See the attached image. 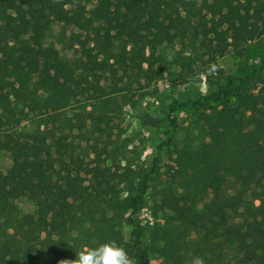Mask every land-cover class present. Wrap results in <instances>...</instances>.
<instances>
[{"label": "trees", "instance_id": "trees-1", "mask_svg": "<svg viewBox=\"0 0 264 264\" xmlns=\"http://www.w3.org/2000/svg\"><path fill=\"white\" fill-rule=\"evenodd\" d=\"M218 18L225 36L214 39ZM263 30L264 0H0V154L11 163L0 172V264H64L109 241L162 264L197 256L205 264H264V58L214 92L165 107L166 140L176 109H200L163 165L185 204L180 214L150 224L135 217L154 165L134 173L135 182L108 167L90 175L68 165L83 162L89 141H109L117 83L147 84L174 67L189 73ZM230 217L257 220L262 231L238 245L199 238Z\"/></svg>", "mask_w": 264, "mask_h": 264}, {"label": "rangeland", "instance_id": "rangeland-1", "mask_svg": "<svg viewBox=\"0 0 264 264\" xmlns=\"http://www.w3.org/2000/svg\"><path fill=\"white\" fill-rule=\"evenodd\" d=\"M248 1L252 3V0ZM15 8L13 2L9 11L14 12ZM225 28L226 24L222 19H214L211 36L214 39L224 38ZM177 49V45H174L173 50L166 49V59L170 60L173 51ZM263 58L264 30L254 40L240 45L237 49L225 47L221 55L215 56L205 64L192 66L189 73L181 74L180 69L174 67L162 71L160 77L150 80L147 84L141 82L138 85L132 82V78L128 81L123 80L122 83L130 82L124 87L117 83V88L112 90L116 91L112 95L117 107L107 116L111 126L109 141H89L87 156L83 158V162L71 161L68 165L80 173L87 170L90 175H98L103 167H108L121 179H132L133 182L134 173L147 171L154 165L157 167V175L149 178L148 188L135 217L143 224H150L164 214H180L185 204L178 192L168 183L163 173V165L167 162L172 144L192 131L191 122L196 119L200 109H176L172 113L177 125L175 133L166 140L160 129V119L166 114L165 107L173 99L182 102L214 92L224 83L226 76L238 73L242 67L255 66ZM159 68L160 65L154 66L155 70ZM106 93L108 89L103 85L98 95L103 96ZM89 108L85 106V110L88 111ZM72 112L76 110L70 109L69 114ZM10 168V161L0 154V172L4 173ZM21 207L28 212L31 223L36 224L37 219L32 214V206L29 203H22ZM120 230L123 239L129 241L131 226L123 222ZM261 231L262 225L257 220L242 221L240 218L230 217L222 222L213 221L210 227L198 236L201 240H218L238 245L256 237ZM150 237L151 235H148L147 242ZM133 259L135 264H162L160 259L149 253L146 260L137 256Z\"/></svg>", "mask_w": 264, "mask_h": 264}, {"label": "clouds", "instance_id": "clouds-1", "mask_svg": "<svg viewBox=\"0 0 264 264\" xmlns=\"http://www.w3.org/2000/svg\"><path fill=\"white\" fill-rule=\"evenodd\" d=\"M64 264H135L127 250L116 243L109 241L90 247L86 251L81 250L76 254V259L64 261ZM186 264H205L202 257L190 258Z\"/></svg>", "mask_w": 264, "mask_h": 264}]
</instances>
